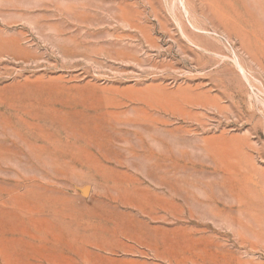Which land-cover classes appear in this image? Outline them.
I'll list each match as a JSON object with an SVG mask.
<instances>
[{"label":"rangeland","instance_id":"374dc122","mask_svg":"<svg viewBox=\"0 0 264 264\" xmlns=\"http://www.w3.org/2000/svg\"><path fill=\"white\" fill-rule=\"evenodd\" d=\"M0 264H264V0H0Z\"/></svg>","mask_w":264,"mask_h":264}]
</instances>
